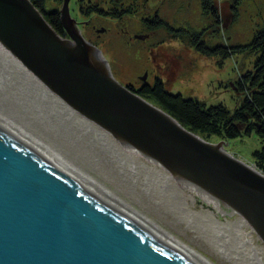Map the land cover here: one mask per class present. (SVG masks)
I'll return each mask as SVG.
<instances>
[{
	"label": "water",
	"instance_id": "95a60500",
	"mask_svg": "<svg viewBox=\"0 0 264 264\" xmlns=\"http://www.w3.org/2000/svg\"><path fill=\"white\" fill-rule=\"evenodd\" d=\"M68 3L61 37L29 0H0L1 46L43 83L0 90V264H193L134 224L95 173L89 147L106 131L264 244V173L118 82Z\"/></svg>",
	"mask_w": 264,
	"mask_h": 264
},
{
	"label": "rangeland",
	"instance_id": "374dc122",
	"mask_svg": "<svg viewBox=\"0 0 264 264\" xmlns=\"http://www.w3.org/2000/svg\"><path fill=\"white\" fill-rule=\"evenodd\" d=\"M58 4L59 1L56 0H45V9L51 10ZM216 4L219 23L200 10V0H132L131 9L134 12L123 16L120 20H123V23H118V19L116 21L94 13L81 14L76 11L75 0H69L68 8L70 16L79 24L78 28L82 36L99 49L111 75L121 84L138 87L141 80L137 76H145L143 73L145 70L147 73L145 80L148 83L152 82L154 75H158L170 93L193 97L205 105L221 103L232 110L242 99V95L238 94L232 83L236 81L241 70L250 67L253 57H243L241 53H236L221 59L215 53L201 51L193 42L185 43L175 38L179 35L174 36V31L179 33L182 30L192 31L208 48L224 45L223 38L230 45L244 44L254 31L264 25V0H239L234 11L229 8L233 5V0H216ZM103 6L105 9L108 8V4ZM154 11L160 20L168 24L169 35L162 27H159L153 30L154 34H151L147 40H130L127 44L126 36L119 32L118 28L124 26L129 33L140 30L142 28L139 26L140 23L145 22L138 19L154 17ZM148 19L150 23L147 26L153 27L151 23L153 18ZM92 25L96 29L103 27L106 31L96 32L91 28ZM143 31L142 29L141 32ZM150 43L152 45H149ZM219 140L223 139L210 135L206 141L215 143ZM223 141L227 152L251 164V153L264 145V136L251 132L249 135L241 134L236 138ZM131 201L136 206L135 199ZM146 201L148 206L142 205L145 212L158 223L161 222L167 228L174 227L184 232V236L178 234L183 240L191 235L194 236L191 232L184 230L182 224L179 225L174 221L172 215L162 213L160 207L150 205V201ZM192 209L195 211L210 209L214 212L200 199L192 203ZM225 216L216 215L221 220L231 218L228 215ZM193 242L208 250L206 242L197 236L193 237ZM260 243L264 246L261 241ZM203 249L201 251L207 254ZM207 256L218 263L213 254H207ZM221 263L228 264L224 260Z\"/></svg>",
	"mask_w": 264,
	"mask_h": 264
},
{
	"label": "bare ground",
	"instance_id": "6f19581e",
	"mask_svg": "<svg viewBox=\"0 0 264 264\" xmlns=\"http://www.w3.org/2000/svg\"><path fill=\"white\" fill-rule=\"evenodd\" d=\"M24 82L43 84L0 44V90H11ZM89 150L95 173L127 217L183 258L193 264H218L223 260L228 264H264V246L246 221L230 207L195 185L173 176L108 131L93 138ZM132 199H135L136 206ZM196 199L206 203L214 212L210 209L193 210L192 203ZM146 200L150 205L160 207L162 213L172 215L184 230L204 240L208 250L193 242L194 236H185L183 240L178 234L184 236V232L167 228L150 217L142 206H148ZM219 214L231 218L221 220L216 217ZM202 249L213 254L218 263Z\"/></svg>",
	"mask_w": 264,
	"mask_h": 264
},
{
	"label": "trees",
	"instance_id": "16d2710c",
	"mask_svg": "<svg viewBox=\"0 0 264 264\" xmlns=\"http://www.w3.org/2000/svg\"><path fill=\"white\" fill-rule=\"evenodd\" d=\"M33 6L39 10L52 29L61 37L65 34L59 21L56 8L45 9V0H29ZM239 0H233V5L229 8L234 11ZM200 10L207 13L212 19L219 23V13L216 0H200ZM233 14V12H230ZM109 18L120 21L118 13L108 14ZM143 21L142 18L138 19ZM156 22V23H155ZM153 23L154 30L163 28L169 35L168 24L160 20ZM140 26V25H139ZM158 26V27H157ZM183 42H193L201 51H209L217 54L221 59L232 54L241 53L243 57H253L250 67H246L239 72L236 81L233 82L234 89L242 95L238 105L232 109H227L223 104L205 105L193 97H184L179 93L167 91L162 79L154 75L152 82L145 81L138 87L124 84L129 90L140 97L156 105L187 130L197 134L202 139L207 140L210 135L223 140L233 139L241 134L249 135L254 132L258 136H264V25L254 31L250 39L244 44L230 45L224 39L225 44L215 47H205L203 42L192 31H174V36ZM222 35V33H221ZM172 36V37H174ZM190 38V39H189ZM130 40H136L131 37ZM128 41V40H127ZM128 44V43H127ZM253 167L264 173V145L255 149L251 153Z\"/></svg>",
	"mask_w": 264,
	"mask_h": 264
},
{
	"label": "flooded vegetation",
	"instance_id": "af4514ba",
	"mask_svg": "<svg viewBox=\"0 0 264 264\" xmlns=\"http://www.w3.org/2000/svg\"><path fill=\"white\" fill-rule=\"evenodd\" d=\"M56 1H59L58 6L56 7V10L58 12V9L61 5L62 0H56ZM103 4H108V8L105 9ZM75 5H76V11L81 13V14H85V15H88L90 13H94L98 16L109 17L108 14L118 13V14H120V16L122 18L123 16H126V15L134 12L131 9L132 8V0H75ZM154 13H155V11H154ZM146 18H142L143 19L142 22H145V23H140V27H142V28L140 30L135 31V32L129 33L125 29L124 26L118 28L119 32L123 33V35L126 36V41L128 40L127 43L130 41L131 37H134V39H136V41H144V40H147L151 34H154V31H153L154 28L147 26V24L150 23V19H148V18H153L151 23L155 19H157V21H158L157 23H160V19H159L157 13H155L154 17H146ZM77 25L79 26L78 23H77ZM91 28L96 32H98L99 30H103V31L105 30L106 31V29L103 27L96 29L94 25H92ZM142 29L144 30L143 32H141ZM97 36H98V34H97ZM141 43L143 44V42H141ZM149 45H152V44L150 43ZM143 73L146 76L147 73L145 70H143ZM137 77L140 80V76H137Z\"/></svg>",
	"mask_w": 264,
	"mask_h": 264
}]
</instances>
